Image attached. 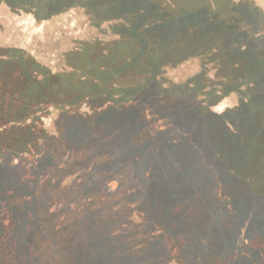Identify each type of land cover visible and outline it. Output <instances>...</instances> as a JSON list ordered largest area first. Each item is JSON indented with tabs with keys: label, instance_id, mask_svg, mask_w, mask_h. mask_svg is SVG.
I'll use <instances>...</instances> for the list:
<instances>
[{
	"label": "trees",
	"instance_id": "obj_1",
	"mask_svg": "<svg viewBox=\"0 0 264 264\" xmlns=\"http://www.w3.org/2000/svg\"><path fill=\"white\" fill-rule=\"evenodd\" d=\"M203 1L222 0H0V264H86L90 247L101 256L89 264H264V133H251L264 119L248 120L264 109V12L240 23L255 25L248 55V39L226 38L239 22L188 20ZM236 81L240 105L213 110ZM98 133L112 134L110 149ZM172 133L197 144L182 150ZM75 154L93 162L62 190ZM93 185L125 202L94 218L87 207L60 241L47 199L75 202ZM221 190L231 195L220 201ZM152 220L162 229L138 237Z\"/></svg>",
	"mask_w": 264,
	"mask_h": 264
},
{
	"label": "rangeland",
	"instance_id": "obj_2",
	"mask_svg": "<svg viewBox=\"0 0 264 264\" xmlns=\"http://www.w3.org/2000/svg\"><path fill=\"white\" fill-rule=\"evenodd\" d=\"M218 1L220 3L221 0H218ZM253 4L257 5L258 9L254 8ZM199 5H200V7H199L198 11L191 12V15H190L188 20H190V21H201V20H205V18L207 16L215 19V21L219 20V21L225 22V20H226L225 26H224L225 29H227L229 27L232 28V26L235 25L236 22H239L236 24L237 27H235V30H237V34H239V36L238 37L236 36V31L232 28L234 31L231 30L230 32H232V34L229 33L230 37H226V38L229 41H234V43H235V45H237V47L239 46L238 43H240L241 39L243 40L244 38H246L249 40L248 43L250 45L248 47V49L250 51V53L248 55H252V53L255 52V50H254L255 45L254 44L256 41H254L253 38L250 37L254 32L255 25H253V27L249 28V26L244 27V25L240 24V23L244 22L247 24L248 20H252V16L250 17L249 12L251 13L253 11H258V10H263V12H264V0H222L220 3V6L217 8L215 7V9L212 8L213 5L211 7L208 6V1H206V2L203 1V3H200ZM1 8H2V12H1L2 20L1 21L5 25V28H9V29L16 28L18 22L15 21L14 19L10 20L9 17H12V16L8 17L7 12H6V4L2 3ZM263 21H264V19H263ZM226 23H230V25H226ZM45 24H47L45 26L47 28V26L49 24H52V21L47 20L45 22ZM262 24H264V22H262ZM221 25H223V24H221ZM218 27L215 28V31L218 34H216V33L215 34L219 37V39H221L223 37L222 36V30H221L222 27L221 26L219 28ZM245 30H246V32L244 33ZM263 30H264V28L261 29V35L264 33ZM234 32H235V34H234ZM262 40L264 41V37ZM215 43H217V41ZM221 45L222 44L216 45V49L218 51L221 50V47H220ZM253 45H254V48H253ZM226 51L231 52V54H232V49H228ZM234 52H235V47H234ZM231 54H229V55H231ZM225 58L228 59V61L232 60L233 70H238L237 67L240 66L241 61L244 60V59L240 60V63L236 66L234 63L238 62L239 58L241 59V57H237V56L233 55L232 59H230L229 56H226ZM225 58H224V60H225ZM199 62H200V60H198V59L191 60V63H194L192 65V71H194L195 69H198L197 65L199 64ZM217 62L220 65V61H217ZM218 63H216L214 65V67L217 66ZM243 63H245V62H243ZM240 73H241V71H240ZM236 83L237 84H235L234 86H229L227 89V91L231 90V91H229L231 94L229 93V95L225 96L224 98H223L222 94H220V96H222L220 99V102H218V104L211 107L213 110L222 111V110H225L227 107H229L231 109H235L240 105L242 98L240 97L239 92L241 90H244L245 87L243 85H241L239 81H236ZM232 89L236 90V91L234 92V91H232ZM242 96H244V95H242ZM207 104H209V103H207ZM205 108H206V106H205ZM56 114H57V112H54V115H53L54 119L56 117ZM260 114H261V116H260ZM248 117H249L248 120L256 119V120H259V122H260L262 120L261 118L264 119V109L262 111L257 110L255 113H252ZM186 120H187V117H186ZM245 121H247V120H243V123ZM243 123H242V125H244ZM260 124L261 125H259L258 129H255L252 131L250 130L251 133H264V126L262 123H260ZM50 134L53 135V134H57V133H50ZM111 135H112L111 133H98V136H100L104 140L105 144L107 145L106 147L108 149H110V147L113 145V144L111 145V142H110ZM177 135H179V136H177ZM171 136L173 137L174 141L179 140L178 143L181 145L182 150L186 149L185 147L190 148V146H192V145L195 146L197 144L196 142L192 141L194 139L192 137L193 136L192 133L191 134L190 133H177V134L172 133ZM144 139H147V137H145ZM168 139H170V138H168ZM198 145H200V144H198ZM172 147H173V145H172ZM198 148L200 149L201 146H198ZM198 148H197V150H198ZM163 149L164 150H173V148H170L169 146H168V149L166 148V146H163ZM65 151H68V150H65ZM201 153H203V149H202ZM78 154H75V156L77 157V160H78V165L75 164L74 165L75 168L72 169V171L67 170L64 174L65 175L64 179L62 180L61 183H59V186L62 188V190L67 191L69 184H70L69 177H71L70 175L72 173L76 172L78 170V168L81 167V165L88 167L93 162L92 158H90V160H87V161H83V160L79 161V155ZM99 156H100V153L98 154V156H97V154L95 155V157H99ZM182 156L185 158L188 157V155H186L184 153L182 154ZM106 162H108V161L102 162L101 164L106 163ZM63 164H65V163H63ZM95 165L99 166L98 163H95ZM66 166H67V164L64 165V167H66ZM48 180H49V178H48ZM89 192L96 193V195L93 197L91 195V193H89ZM85 195H87V196L85 197ZM230 195H231V193H227V192L223 193L221 190V192H220L221 199H219V200L221 201L225 197H229ZM216 197H218V194L216 195ZM63 198L64 197L60 198L59 196H56V198L54 196L53 199H50V200L45 198L49 202H48L47 207H45L46 204L44 205L45 210H44L43 214H44V216H46V218L48 220L47 224H48L50 231H53L49 226L51 224V221H54L55 219H58L60 221V222H58V220H57V222L59 224L61 223V226L58 229V234H59V237L61 236L60 241L63 240L65 242H68V235L73 233L75 236H77V233H75V231H76L75 225H77V223H79V222L76 221V217L80 212L84 211L87 207H91V205H92L91 210L93 211V215H91L90 217L94 218V217L99 216L102 212H109L113 208V206L121 205V203L125 202V200H122L120 197H115L114 200H110L107 193H102V192L99 193L97 191L96 185L90 186L88 189V192L86 194L84 193L81 195H77L75 197L76 200H74L75 202H73L71 200L70 203H65V202H63ZM249 198H253V196H251ZM219 200H217V201L220 202ZM32 201L34 202V200H32ZM53 206H54V211H53ZM127 206L128 207L124 210V214H127L130 217L129 219H131V220H133V215H134L135 216L134 221H138V223H140V220L142 218V214L140 211L135 209L134 206H136V205L133 204L132 202H129L127 204ZM254 208L261 209V207H255V206H254ZM254 208H252V209L255 210ZM55 210L57 213H56V215H53L52 212H55ZM48 212H51L52 214L50 215ZM260 212H261L260 215H264V211H260ZM43 219H45V217H43ZM197 222L201 224L202 220L198 219ZM138 229H140V233H141V234H138V237H142L143 239L146 240L147 235L150 234L149 238L147 239V240H149L153 237L154 232L159 231L160 229H162V227L160 225L159 220H157V221L152 220L149 226H147V225L143 226L141 224L140 228L138 227ZM71 230H73V231H71ZM146 231H148L149 233H147ZM134 244H136L135 241L131 242L129 244V246H134ZM143 244H144V242H143ZM63 245H66V244H63ZM147 246H148V244L145 245V248ZM68 249H69V247L65 250H68ZM77 251H78V249H77ZM81 252L83 253V255H81V254L80 255L84 258V263H86V264L92 263L89 261L98 260L101 256V255H98V252L93 247L83 248L81 250ZM115 255H116V253L112 252L110 254V257H108V258H113V257H115ZM158 255H156V256H158ZM159 257H161V256L159 255ZM157 259H158V257H157ZM157 259L145 257V262L142 264H165L162 261L163 259H158V260Z\"/></svg>",
	"mask_w": 264,
	"mask_h": 264
}]
</instances>
